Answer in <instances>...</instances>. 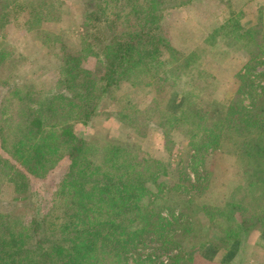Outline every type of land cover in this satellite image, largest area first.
<instances>
[{
	"label": "trees",
	"instance_id": "obj_1",
	"mask_svg": "<svg viewBox=\"0 0 264 264\" xmlns=\"http://www.w3.org/2000/svg\"><path fill=\"white\" fill-rule=\"evenodd\" d=\"M88 1L91 12L82 24L86 33L89 29L95 34L107 27V37L98 43L100 52L91 50L81 37L75 52L67 51L59 59L57 89L44 95L35 93L34 86L28 87L15 90L3 101L11 106L13 96L17 97L16 109L0 111V178L7 177L16 190L25 191L28 176L42 177L46 168L54 167L64 156H69L71 165L58 186L65 198L58 238L42 242L41 220L36 216L30 221L33 230L18 227L0 215V264H128V259L138 263L141 253L137 246L152 240L153 235L160 242L157 250L170 254L175 251L169 264L216 263L215 256L208 259L200 254L201 248L209 246L208 251L217 255L241 233L246 237L264 224V96L252 97L246 105L240 87L228 104H222L208 93V85L203 82H197V94H187L185 112L171 118L163 131L172 130L183 119L191 131L196 129L194 137L200 134L198 142L191 140L197 142V152L232 144L237 152V173L241 175L237 193L245 194L240 199H228L223 207L209 209L211 213L205 212L206 227L196 216L193 198L183 199L185 207L180 213L174 215L169 209L174 215L170 223L160 214V205L154 207V199L142 203L150 193L145 187L149 178L164 172L160 161L144 156L140 146L125 142H108L101 147L84 140L72 144L70 127L74 122H88L100 98L122 81L150 87L152 94L156 92L155 103L161 94L166 99L176 91L181 76L188 74L189 57L175 55L165 36L161 12L168 3L177 7L192 0ZM8 14L1 11L0 18ZM37 16L31 12L26 22H33ZM232 32L245 40L247 50L256 48L257 56L264 40V14L243 33ZM167 52L170 59L166 58ZM88 53H93L101 66L96 78L84 65ZM5 54L0 42V62ZM23 91L25 95H21ZM94 147L99 148L96 154L92 152ZM199 157L192 156L195 171ZM186 180V190L201 187L197 178ZM178 186L172 190H179ZM51 210L52 205L47 204L40 219L46 220ZM119 220L121 224H117ZM170 224L173 230L166 233L165 226ZM33 241L35 248L29 245ZM180 248L188 250L182 252Z\"/></svg>",
	"mask_w": 264,
	"mask_h": 264
},
{
	"label": "rangeland",
	"instance_id": "obj_2",
	"mask_svg": "<svg viewBox=\"0 0 264 264\" xmlns=\"http://www.w3.org/2000/svg\"><path fill=\"white\" fill-rule=\"evenodd\" d=\"M89 2L0 0V12L9 13L6 18H0V42L6 51L5 59L0 62V111L16 109L14 101L17 97L13 96L11 106L3 102L15 90H27L34 86L35 93L46 95L44 92L57 89L59 59L67 51L75 52L81 37L91 45V50L100 52L98 43L107 37L104 34L107 27L95 34L89 29L86 33L82 24L87 20L86 14L91 12ZM31 12L40 16L27 23ZM161 14L166 39L174 48L175 55L187 54L189 57L188 74L181 76L179 87L166 99L161 98V94L155 103L156 92L152 94L150 87L122 81L100 98L99 107L88 122L72 124L71 140L72 144L84 140L88 145L98 147L113 141L140 146L144 156L164 165V172H159L153 179L149 178L150 181L146 183L145 187L150 193L142 203L154 199V207L160 205V214L171 223L173 216L185 207L183 199L192 197L196 216L206 227L208 218L205 212L211 213L209 209L223 207L228 199H240L245 194L237 193L241 176L236 169L237 152L230 143L223 149L214 151L204 148L197 152L195 147L200 134L194 137L196 129L191 131L190 125L183 119L172 130L164 132L163 129L168 128L171 118L185 112L186 96L190 92L198 93L197 82L207 83L208 93L222 104H228L240 87L245 92L243 98L246 105L250 104L252 97L261 99L264 96V40L259 44L261 50H257L258 54L254 56L256 48L247 50L245 40L236 38L232 32H238L239 35L253 27L264 14V0H192L177 7L168 3L162 8ZM112 19L115 20V17ZM177 56L175 59L179 60ZM166 58L170 59L168 52ZM85 59L84 65L91 77H98L101 66L95 55L88 53ZM247 73L250 79L246 77ZM21 95H25V91ZM94 149L92 152L96 154L99 148ZM194 155L196 158L200 156L196 171L192 165ZM68 157L64 156L54 167L46 168L42 177L28 176V188L25 191L16 190L7 177L0 178V215H3V219L7 216V220L16 226L35 230L30 221L36 216L41 220L39 236L42 242L58 238L59 233L56 231L61 228L60 223L65 215V198L58 186L70 169ZM188 178L192 181L199 179L201 187L186 190ZM175 185H179L176 188L179 190H172ZM32 192L33 197L30 196ZM58 192L61 195L56 194ZM162 196L166 197L165 202ZM47 204L52 205V210L47 219L42 221V210ZM169 209H173V216ZM165 227L166 233L172 232L173 224ZM213 233L210 232L209 236H213ZM151 238L137 246L136 250L141 253L139 262L128 259V264H169L170 255L175 251L170 254L157 250L160 242L157 236ZM114 244L112 240L111 245ZM29 245L36 247L34 241ZM180 249L182 252L188 250ZM208 250H211L209 246H204L200 254L208 259L215 256L216 263L212 264H264V224L246 237L241 233L229 248L220 250L217 255Z\"/></svg>",
	"mask_w": 264,
	"mask_h": 264
}]
</instances>
